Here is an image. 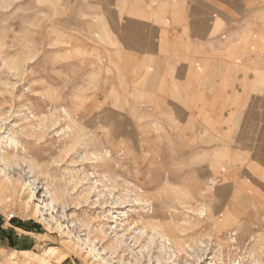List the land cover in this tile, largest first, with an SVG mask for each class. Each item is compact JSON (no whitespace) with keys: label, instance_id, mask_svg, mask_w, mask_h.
Here are the masks:
<instances>
[{"label":"rangeland","instance_id":"374dc122","mask_svg":"<svg viewBox=\"0 0 264 264\" xmlns=\"http://www.w3.org/2000/svg\"><path fill=\"white\" fill-rule=\"evenodd\" d=\"M110 7L0 0V264H264V189L219 192L203 147L140 126Z\"/></svg>","mask_w":264,"mask_h":264},{"label":"crops","instance_id":"0c3cea01","mask_svg":"<svg viewBox=\"0 0 264 264\" xmlns=\"http://www.w3.org/2000/svg\"><path fill=\"white\" fill-rule=\"evenodd\" d=\"M110 1L113 51L152 118L140 126L160 131L161 140L180 131L182 140L203 147L200 171L219 179V192L261 194L262 0Z\"/></svg>","mask_w":264,"mask_h":264},{"label":"bare ground","instance_id":"6f19581e","mask_svg":"<svg viewBox=\"0 0 264 264\" xmlns=\"http://www.w3.org/2000/svg\"><path fill=\"white\" fill-rule=\"evenodd\" d=\"M49 3V2H48ZM256 188V187H255ZM33 190H34V188H33ZM54 207V206H53Z\"/></svg>","mask_w":264,"mask_h":264},{"label":"trees","instance_id":"16d2710c","mask_svg":"<svg viewBox=\"0 0 264 264\" xmlns=\"http://www.w3.org/2000/svg\"><path fill=\"white\" fill-rule=\"evenodd\" d=\"M12 246H14V245H12Z\"/></svg>","mask_w":264,"mask_h":264}]
</instances>
